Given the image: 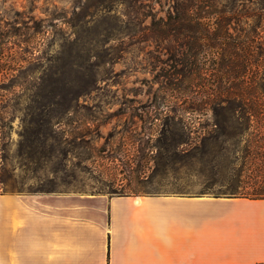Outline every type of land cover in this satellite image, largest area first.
Wrapping results in <instances>:
<instances>
[{"label": "rangeland", "instance_id": "obj_1", "mask_svg": "<svg viewBox=\"0 0 264 264\" xmlns=\"http://www.w3.org/2000/svg\"><path fill=\"white\" fill-rule=\"evenodd\" d=\"M89 4L0 0V31L18 33L35 55L44 56L37 71L64 72L49 76L43 91L18 86L5 99L15 113L11 188L28 193L264 191V89H257L250 73L239 72V60L230 61L218 48L180 47L187 31L147 28L164 13L111 17ZM247 22L254 20L244 18L241 24L248 27ZM20 50L11 46L4 67L29 65L23 59L30 54ZM55 56L61 59L46 60ZM74 60L82 66L72 70ZM4 81L0 71V85ZM219 86L228 92L222 94ZM256 109L263 116L251 123L228 115ZM41 111L53 116L55 126H44L53 136L46 139L45 152L36 153L28 145L38 143L31 120Z\"/></svg>", "mask_w": 264, "mask_h": 264}, {"label": "crops", "instance_id": "obj_2", "mask_svg": "<svg viewBox=\"0 0 264 264\" xmlns=\"http://www.w3.org/2000/svg\"><path fill=\"white\" fill-rule=\"evenodd\" d=\"M2 195L0 264H264V197Z\"/></svg>", "mask_w": 264, "mask_h": 264}, {"label": "trees", "instance_id": "obj_3", "mask_svg": "<svg viewBox=\"0 0 264 264\" xmlns=\"http://www.w3.org/2000/svg\"><path fill=\"white\" fill-rule=\"evenodd\" d=\"M88 7L96 8L100 11L107 12L111 17L132 16L135 17H152L156 18L159 13L165 16L159 17L150 27L158 28L162 32L174 31L183 34L189 32L181 40L179 46H188L192 49H202L205 47L218 48L223 55L230 61L233 58L237 61L239 72L243 76L251 74L257 89H264V0H89ZM121 6V9H119ZM253 19V23L248 22V27L241 24L242 19ZM78 26L77 23L73 25ZM232 30L239 31L234 35ZM48 32V30H47ZM45 34V33H43ZM241 34H244L242 36ZM18 33L12 31H0V71L6 80L0 85V92L6 94L0 95V194L3 191H14L11 188V172L9 169V149L11 144L12 122L15 117L12 107L5 103L9 93H14L16 87L20 86L23 90L31 86L37 91H43L47 86L49 76L64 74L62 71H48L45 68L37 71L38 62H43L44 56H37L30 50V44L27 39H22ZM17 38V41L13 39ZM18 44L21 53L28 52L30 55L25 61L28 66L19 65L18 67H4L8 64L7 57L13 55L11 46ZM53 57V56H52ZM60 56L47 58L48 62L58 61ZM234 62V61H233ZM71 69L80 68L82 65L75 60L70 63ZM40 68V67H39ZM183 70V69H181ZM37 72H41L38 76ZM95 78V77H94ZM222 94L227 93V89L220 88ZM224 92V93H223ZM229 99V98H228ZM228 99H224L228 100ZM193 111L199 108L191 107ZM217 116V112L215 113ZM229 117L242 118L251 123L256 119H261L263 113L256 110H241L238 114L236 110L228 113ZM53 116L44 114L43 111L33 116L31 123L36 125L32 133L38 143L28 145L36 153L45 151L46 139L53 134L44 133V126L54 128ZM26 121L25 118L23 119ZM206 152V151H205ZM204 152V153H205ZM206 154V153H205ZM195 157V155H193ZM193 157V158H194ZM2 189V190H1ZM2 191V192H1ZM24 191V190H18ZM39 192H51V190L40 189ZM216 197H237L248 196L252 198H263L264 191L241 193L235 187L230 192L220 191L210 194ZM251 195V196H250Z\"/></svg>", "mask_w": 264, "mask_h": 264}, {"label": "bare ground", "instance_id": "obj_4", "mask_svg": "<svg viewBox=\"0 0 264 264\" xmlns=\"http://www.w3.org/2000/svg\"><path fill=\"white\" fill-rule=\"evenodd\" d=\"M7 204H8V198H7V195L5 196H1L0 198V208L3 209V208H7Z\"/></svg>", "mask_w": 264, "mask_h": 264}]
</instances>
